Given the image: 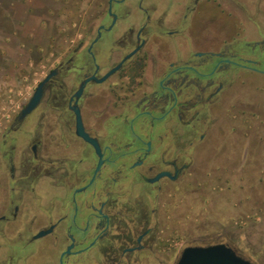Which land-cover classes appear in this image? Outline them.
Instances as JSON below:
<instances>
[{
	"label": "flooded vegetation",
	"instance_id": "flooded-vegetation-1",
	"mask_svg": "<svg viewBox=\"0 0 264 264\" xmlns=\"http://www.w3.org/2000/svg\"><path fill=\"white\" fill-rule=\"evenodd\" d=\"M100 6L97 24L7 114L0 264H169L171 197L191 165L177 135L200 113L215 114L224 84L214 73L230 65L264 73L249 57L264 29L244 52L238 35L250 30L229 26L236 12L262 22L264 0ZM100 41L103 63L90 58ZM82 51L91 64L76 58ZM205 135L190 145L196 150Z\"/></svg>",
	"mask_w": 264,
	"mask_h": 264
},
{
	"label": "rangeland",
	"instance_id": "rangeland-1",
	"mask_svg": "<svg viewBox=\"0 0 264 264\" xmlns=\"http://www.w3.org/2000/svg\"><path fill=\"white\" fill-rule=\"evenodd\" d=\"M100 7V0H0V134L7 114L17 110L48 68L84 38L88 24H97ZM120 8L132 15L133 6ZM234 16L229 23L232 33L250 30L246 37L238 35L236 46L252 52L246 39L262 40L264 14L262 22L237 12ZM101 44V51L90 58L103 63L107 59ZM262 50L264 44L255 46L258 56L249 57L260 59L264 71ZM85 52L76 58L91 64ZM210 79L224 84L215 114L200 113L177 135L191 165L171 197L169 264L186 246L218 242L264 264V73L230 65ZM52 92L55 97L57 91ZM195 111H188V118ZM203 133L195 150L190 143Z\"/></svg>",
	"mask_w": 264,
	"mask_h": 264
},
{
	"label": "water",
	"instance_id": "water-1",
	"mask_svg": "<svg viewBox=\"0 0 264 264\" xmlns=\"http://www.w3.org/2000/svg\"><path fill=\"white\" fill-rule=\"evenodd\" d=\"M39 87L35 90L32 103L36 101ZM77 133L90 141L97 149L95 141L83 133L78 125ZM42 235L40 233L38 236ZM174 264H255L253 261L238 254L227 243H213L206 245H189L184 247Z\"/></svg>",
	"mask_w": 264,
	"mask_h": 264
},
{
	"label": "crops",
	"instance_id": "crops-1",
	"mask_svg": "<svg viewBox=\"0 0 264 264\" xmlns=\"http://www.w3.org/2000/svg\"><path fill=\"white\" fill-rule=\"evenodd\" d=\"M239 39V38H238Z\"/></svg>",
	"mask_w": 264,
	"mask_h": 264
}]
</instances>
